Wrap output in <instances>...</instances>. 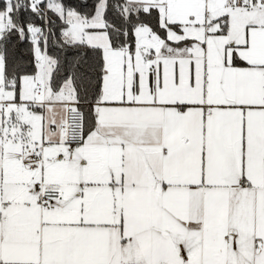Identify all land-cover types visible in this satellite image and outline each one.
<instances>
[{
    "label": "snow or ice",
    "instance_id": "obj_1",
    "mask_svg": "<svg viewBox=\"0 0 264 264\" xmlns=\"http://www.w3.org/2000/svg\"><path fill=\"white\" fill-rule=\"evenodd\" d=\"M0 264H264V0H0Z\"/></svg>",
    "mask_w": 264,
    "mask_h": 264
}]
</instances>
